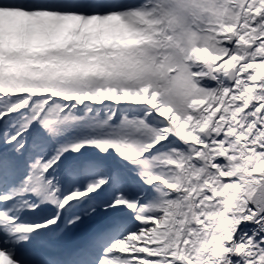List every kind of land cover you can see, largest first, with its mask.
Returning <instances> with one entry per match:
<instances>
[{
    "label": "snow or ice",
    "instance_id": "obj_1",
    "mask_svg": "<svg viewBox=\"0 0 264 264\" xmlns=\"http://www.w3.org/2000/svg\"><path fill=\"white\" fill-rule=\"evenodd\" d=\"M0 264H264V0H0Z\"/></svg>",
    "mask_w": 264,
    "mask_h": 264
}]
</instances>
